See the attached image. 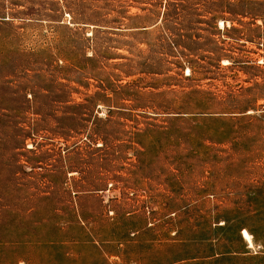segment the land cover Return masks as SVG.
<instances>
[{
    "label": "rangeland",
    "instance_id": "rangeland-1",
    "mask_svg": "<svg viewBox=\"0 0 264 264\" xmlns=\"http://www.w3.org/2000/svg\"><path fill=\"white\" fill-rule=\"evenodd\" d=\"M0 264H264V0H0Z\"/></svg>",
    "mask_w": 264,
    "mask_h": 264
},
{
    "label": "bare ground",
    "instance_id": "bare-ground-1",
    "mask_svg": "<svg viewBox=\"0 0 264 264\" xmlns=\"http://www.w3.org/2000/svg\"><path fill=\"white\" fill-rule=\"evenodd\" d=\"M220 25L223 26L224 25L223 22H220ZM241 234L242 237L245 239V241L248 243V245L251 247L253 245L251 234L245 229L242 230Z\"/></svg>",
    "mask_w": 264,
    "mask_h": 264
},
{
    "label": "crops",
    "instance_id": "crops-1",
    "mask_svg": "<svg viewBox=\"0 0 264 264\" xmlns=\"http://www.w3.org/2000/svg\"><path fill=\"white\" fill-rule=\"evenodd\" d=\"M246 248H248V247H246ZM245 248V249H246ZM248 253H250V251H243V252H240V253H238V252H233V253H230V254H248ZM256 254H257V252H256Z\"/></svg>",
    "mask_w": 264,
    "mask_h": 264
}]
</instances>
